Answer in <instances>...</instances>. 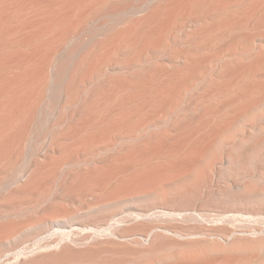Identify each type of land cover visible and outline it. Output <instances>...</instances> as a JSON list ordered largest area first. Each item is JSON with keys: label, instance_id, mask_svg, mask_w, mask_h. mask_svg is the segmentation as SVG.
Wrapping results in <instances>:
<instances>
[{"label": "bare ground", "instance_id": "6f19581e", "mask_svg": "<svg viewBox=\"0 0 264 264\" xmlns=\"http://www.w3.org/2000/svg\"><path fill=\"white\" fill-rule=\"evenodd\" d=\"M0 264H264V0H0Z\"/></svg>", "mask_w": 264, "mask_h": 264}]
</instances>
